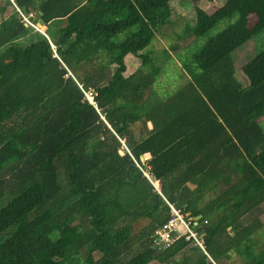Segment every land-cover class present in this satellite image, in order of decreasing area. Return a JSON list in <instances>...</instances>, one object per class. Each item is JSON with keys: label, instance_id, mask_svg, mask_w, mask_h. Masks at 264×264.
<instances>
[{"label": "trees", "instance_id": "obj_1", "mask_svg": "<svg viewBox=\"0 0 264 264\" xmlns=\"http://www.w3.org/2000/svg\"><path fill=\"white\" fill-rule=\"evenodd\" d=\"M173 1L16 0L24 13L41 12L46 34L18 11L0 23V175L13 176L0 179V203L11 197L0 209V264H167L187 248L175 264H209L185 241L152 245L170 217L161 194L208 220L215 261L264 264L255 237L264 228V51L243 68L247 87L232 60L264 34V0H225L212 14L193 0L187 43L238 18L195 52L193 79L152 104L154 79L125 77V58L153 65L144 50ZM102 54L96 74L72 75ZM145 154L153 183L139 168Z\"/></svg>", "mask_w": 264, "mask_h": 264}, {"label": "rangeland", "instance_id": "obj_2", "mask_svg": "<svg viewBox=\"0 0 264 264\" xmlns=\"http://www.w3.org/2000/svg\"><path fill=\"white\" fill-rule=\"evenodd\" d=\"M194 1L174 0L172 2V15L170 20L158 29L151 45L144 50V53L150 54L153 58V65L143 66L142 60L134 55H128L125 58L127 65L125 77L134 76V80L145 78L154 79L152 91L148 95V101L150 99L149 102L152 104L168 99L187 85L193 79V74L197 72L193 62V55L195 52H197L210 38L224 31L238 18L236 15L232 20H224L204 37L191 40L187 43L183 37L186 27L188 25L193 26L196 22L194 6L199 5L208 13L212 14L225 4V0H199L196 2V5ZM3 3L6 7L9 6L7 2ZM2 16L3 14L0 13V19ZM255 21L256 17L251 15L249 17V26H253ZM24 43L25 40H20L17 44L23 45ZM263 51L264 34L250 39L232 54V60L237 69L235 77L243 87L249 85V81L243 73V68ZM2 52L3 50L0 51V54ZM103 64H107L105 54L99 55L89 62L82 63L76 71L71 73L78 81H83L87 76L96 74ZM111 69L114 71L116 69L115 65H111ZM156 69H158L157 73H155ZM71 73L69 72V75ZM260 122L264 125V117L261 118ZM95 144L96 143L93 142L89 145V154L93 151ZM143 159L141 166L145 167L147 164ZM0 179L10 181L13 179V176L10 171H7V173L0 175ZM158 188L160 189V186H158ZM213 198L214 195H212L210 199L206 198L201 202L200 206H205ZM10 199V195L5 196L0 203V209L6 206ZM262 207H264V204ZM261 219L264 221V215ZM255 237L259 244V251H261L264 249V228H262ZM2 240L3 239H0V242ZM190 252L191 249L187 248L167 264H175L177 261H181L182 258ZM232 257L233 260L231 262L235 264L237 259H234L235 255ZM151 264H157V262H152Z\"/></svg>", "mask_w": 264, "mask_h": 264}, {"label": "built area", "instance_id": "obj_3", "mask_svg": "<svg viewBox=\"0 0 264 264\" xmlns=\"http://www.w3.org/2000/svg\"><path fill=\"white\" fill-rule=\"evenodd\" d=\"M12 4L16 7L22 22L27 26H31L34 29L39 30V27L34 23L30 16L25 15L16 5V0H10ZM85 98L89 100L92 104L94 102V91L88 87H82L80 85ZM124 143V142H123ZM126 147L124 143V148ZM127 149V147H126ZM128 150V149H127ZM139 165L140 170L145 174V176L151 180V176L148 174V169ZM158 183V182H157ZM154 183L156 189L161 194L160 189ZM164 198L168 208L170 217L169 219L160 227H158L151 235L152 245L161 251H165L172 246L176 245L180 241H185L194 247L200 249L207 258L209 264H220L210 255L206 247L205 232L203 228L208 224V220H204L202 216H194L191 213L186 212L185 208L178 207L174 202L169 201L167 198L161 194Z\"/></svg>", "mask_w": 264, "mask_h": 264}, {"label": "crops", "instance_id": "obj_4", "mask_svg": "<svg viewBox=\"0 0 264 264\" xmlns=\"http://www.w3.org/2000/svg\"><path fill=\"white\" fill-rule=\"evenodd\" d=\"M9 1L10 0H6V2L8 3L9 6L6 7V5L3 3L5 2V0H1L0 3H2L4 6H5V10H3V8H1V11L0 13L3 14V16L1 17L0 20H6L7 18L11 17L17 10H16V7L14 6V4H12V2L10 1V4H9ZM83 1V0H82ZM17 5V4H16ZM22 11V10H21ZM23 12V11H22ZM24 13V12H23ZM25 15L27 16H30L32 21L34 23H36L39 27V32H41L42 34H46L47 30H48V27L43 24L42 20H41V12H39V10H32V12H30L29 14L27 13H24ZM0 21V23L2 22ZM150 127H152V125L150 124L149 125ZM144 160L146 161V164H147V161L150 159V155L149 154H145L144 155ZM148 165V164H147ZM157 186H160V183H157Z\"/></svg>", "mask_w": 264, "mask_h": 264}, {"label": "water", "instance_id": "obj_5", "mask_svg": "<svg viewBox=\"0 0 264 264\" xmlns=\"http://www.w3.org/2000/svg\"><path fill=\"white\" fill-rule=\"evenodd\" d=\"M121 154L123 155V154H124V152H122V151H121ZM144 157H145V156H143V158H144ZM143 158H142V159H143ZM143 160H144V159H143Z\"/></svg>", "mask_w": 264, "mask_h": 264}]
</instances>
